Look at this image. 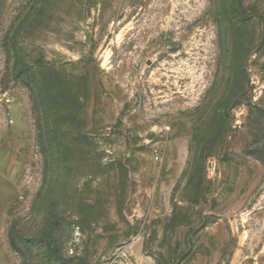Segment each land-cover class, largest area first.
Listing matches in <instances>:
<instances>
[{
  "label": "rangeland",
  "instance_id": "374dc122",
  "mask_svg": "<svg viewBox=\"0 0 264 264\" xmlns=\"http://www.w3.org/2000/svg\"><path fill=\"white\" fill-rule=\"evenodd\" d=\"M0 264H264V0H0Z\"/></svg>",
  "mask_w": 264,
  "mask_h": 264
}]
</instances>
